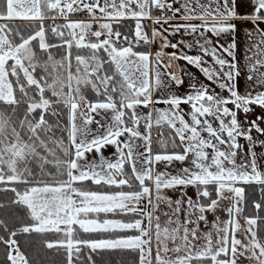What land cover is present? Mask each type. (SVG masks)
Masks as SVG:
<instances>
[{"label": "snow or ice", "instance_id": "snow-or-ice-1", "mask_svg": "<svg viewBox=\"0 0 264 264\" xmlns=\"http://www.w3.org/2000/svg\"><path fill=\"white\" fill-rule=\"evenodd\" d=\"M262 25L264 0H0V264H264Z\"/></svg>", "mask_w": 264, "mask_h": 264}, {"label": "trees", "instance_id": "trees-1", "mask_svg": "<svg viewBox=\"0 0 264 264\" xmlns=\"http://www.w3.org/2000/svg\"><path fill=\"white\" fill-rule=\"evenodd\" d=\"M130 28L133 29V24L131 22L123 23L121 26V30L124 32H128ZM155 138L156 137L153 138L154 141H155ZM93 188H95V186H93ZM116 218H119V217H116ZM88 255H89L88 251L85 250L83 255H81L79 260L76 262V264H89V262L87 261ZM48 259L59 261V260H62L63 257L60 253H56L53 251V252H50ZM93 259L96 261V264H123V262H126V264H134V255H125L123 253L121 254L105 253L103 255L93 254ZM0 260H3L2 248H0Z\"/></svg>", "mask_w": 264, "mask_h": 264}, {"label": "crops", "instance_id": "crops-1", "mask_svg": "<svg viewBox=\"0 0 264 264\" xmlns=\"http://www.w3.org/2000/svg\"><path fill=\"white\" fill-rule=\"evenodd\" d=\"M168 2H172V0H168ZM175 6H179L178 4L177 5H175ZM155 11V10H154ZM199 11V10H198ZM132 23L133 24V29H134V22L133 21H131V20H128V21H124V22H122V24L123 23ZM174 22H182V21H180V20H177V21H174ZM195 23H200V21L199 20H197V21H194ZM145 23H147V25H148V31H149V33L151 32V28L152 27H154V25L151 23V24H149L147 21L145 22ZM122 26V25H121ZM262 27H264V25H262ZM211 35V34H210ZM169 39L173 42V43H177L178 41H180V40H184L185 42H187V43H194V40L196 39V37H195V35H187V34H184L183 32L182 33H180V34H177V35H175V36H171V35H169ZM213 39L215 40V37H213ZM221 42H224V41H221ZM153 48H158V44L157 45H155V46H152V47H150L149 48V50L151 51V50H153ZM165 51H168V52H171V51H175L174 49H165ZM185 51H188L189 52V54H192V55H196V54H200L199 53V50L198 49H196V48H193V49H191V50H188V49H185ZM208 57H206V59H207ZM181 64H183L184 62L183 61H181L180 62ZM193 71H197L196 69H192ZM197 75H200L199 74V72H197ZM160 107H163V105H161ZM182 107H187V106H182ZM154 132V131H153ZM153 138H154V135H153ZM103 152H104V155H106V156H108L109 158H112V154L115 152V148L113 147V146H107L105 149H103ZM189 191H191V189H189Z\"/></svg>", "mask_w": 264, "mask_h": 264}, {"label": "rangeland", "instance_id": "rangeland-1", "mask_svg": "<svg viewBox=\"0 0 264 264\" xmlns=\"http://www.w3.org/2000/svg\"><path fill=\"white\" fill-rule=\"evenodd\" d=\"M202 3H207V0H201ZM251 11V9H241V11ZM248 28H252V25L250 23L247 24ZM208 35H210V33H208ZM236 41H237V49H236V54H237V59L241 62V64L244 63V54L247 50V48L250 46L251 44V39L249 37H246L244 34V25L242 24H238V32H237V36H236ZM250 54V53H249ZM210 61V58H207ZM201 79H203V77L201 76ZM239 89L241 92L244 91V80L243 78L240 79L239 85H238ZM261 111V109L256 108V112L259 113ZM264 126V125H262ZM154 137H156V133L155 131L153 132ZM262 139H264V137H262ZM241 143H244L243 140H241ZM259 151V150H258ZM171 194V193H170ZM190 195H193V191H189ZM175 195V194H173Z\"/></svg>", "mask_w": 264, "mask_h": 264}, {"label": "built area", "instance_id": "built-area-1", "mask_svg": "<svg viewBox=\"0 0 264 264\" xmlns=\"http://www.w3.org/2000/svg\"><path fill=\"white\" fill-rule=\"evenodd\" d=\"M149 24H151L152 22L151 21H147Z\"/></svg>", "mask_w": 264, "mask_h": 264}]
</instances>
